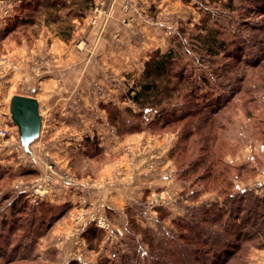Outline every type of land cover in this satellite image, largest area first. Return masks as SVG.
<instances>
[{"label": "rangeland", "instance_id": "obj_1", "mask_svg": "<svg viewBox=\"0 0 264 264\" xmlns=\"http://www.w3.org/2000/svg\"><path fill=\"white\" fill-rule=\"evenodd\" d=\"M231 1L233 10L225 7ZM31 2L33 0H0V128H7L12 132L14 143L18 140L19 132L11 119L12 97L30 94L33 89L38 91L42 78L55 77L47 72L52 65L58 66L54 65L58 61L77 57L81 50L86 49L88 33L99 28L102 35L109 28L113 17L107 7V1H97L85 11L83 19L79 20V27L73 22L75 29L71 39L66 41L58 32L61 25H66L65 22L48 23L45 10H34L33 4L28 6ZM175 2L178 6H175L176 16L173 20L169 17L173 12H168L170 10L167 5L148 11L141 2L128 0L124 3L123 11L126 16L123 19L132 18L133 21L123 23L122 19L121 22L123 25L134 26V44H142L147 39V33L137 29V14L150 12L154 15V11L157 14L165 12L164 16L168 18L160 23L150 22V26L158 27V34L155 45L146 55L147 58L138 55L139 57L134 59L138 62L128 70H104L103 78L96 80L94 86L99 99L95 106H98V114L94 116L91 112L93 117L83 118L88 127L86 126V132L75 135L74 139L77 138L78 143L77 146L73 145L75 148L69 150L68 163L65 161L63 165L58 161L62 159L60 146L64 135H61L60 131H55L53 135L58 141V149L53 147L52 151H47L45 155L42 153V159L37 155L36 158H31L22 150H16L14 146L0 148V234L3 233L4 227L1 225V218L8 214L9 204L15 197L23 196L30 205L49 202L55 206L52 213L48 212L44 216L46 223L54 221L48 230L43 226L37 230L39 234L31 235L29 227L24 225L20 229L15 228L10 236L4 235L5 238L0 240V264H4L9 258L16 260L13 264H118L121 257L133 254V248L139 247L140 242L144 240L143 231L153 230L158 237L168 235V232L175 228L173 221L185 216L189 207L206 205L227 209L233 203L231 197L235 196L246 197L243 205L250 207H257L258 199L264 200V96L254 97L251 93L243 92L247 86L250 88V85L246 86L242 82L245 79V71L250 70L247 66L245 68L244 64L240 63L233 68L234 64L231 65L232 71L229 69L226 74L230 79L218 78L220 88L217 87V92L211 96L209 94L206 98L208 111L220 107L223 109L213 116V119L218 120L216 131H211L207 123L203 125L202 134L204 136L205 133H211V141L208 139V143H205L196 140L198 135L191 136L187 141L192 144L193 140H196V143L201 142L197 144V148L202 145L209 147L207 152L211 154L207 164L198 167L196 173L187 169L189 163L193 162L194 144L187 153L179 151V148L183 147L181 143H184V131L188 133L189 128L198 126L199 116L181 121L173 120L170 116L171 113L176 117L187 109L202 108L201 105L197 107L198 100L195 96L186 98L184 94L194 89V78L200 73L209 75V70H202L206 68L198 63L196 56L192 52L188 53L189 37L203 21L207 20L211 26L221 29L228 42L242 45L239 49L231 45L230 49L243 58V61H255L258 54L253 53L254 49L245 46L244 38L237 33V28L244 29L246 36L253 37L258 32L247 30L248 23L243 21L256 24L261 19L251 13L250 0ZM101 3L105 15L94 25L92 12L96 5ZM126 7L129 9H125ZM58 15L68 19L65 9H61ZM104 21L106 25L102 29ZM84 24L85 39L82 38V32L77 33ZM61 41L69 44V49L61 54L62 56L51 49ZM177 41L186 45L182 48L183 52L181 51L184 57L181 63L185 66L189 81L183 83H189L190 86L163 106L167 119L171 120L163 127L160 120L155 121L156 112L142 111L131 101V95L140 80L145 61L156 50L166 52L172 47H177ZM240 49H243V52L240 53ZM75 60L78 59L74 58ZM225 63L223 60L219 65ZM61 66L63 67L62 64L58 67ZM73 73L70 75L72 80L78 76L82 77L78 70ZM241 87L245 88L236 95ZM260 91L264 94V89ZM212 99L216 100L214 104ZM46 114L44 131L49 129L51 118L53 119H47L50 116L49 110H46ZM57 116L59 121L62 120ZM76 117L66 119L68 126H83L81 119ZM88 128L91 131H88ZM96 128L101 132L98 133ZM214 136L217 137L215 142ZM86 138H90V143L95 141L96 144L86 145ZM40 141L41 139L35 144ZM213 157L219 161L214 172L208 173L206 168L210 166ZM66 173L75 181H64L62 178ZM48 176L54 179L48 186L51 193L44 198L38 196L35 189L39 184L44 187ZM123 191L132 195L131 202L125 213L116 214L104 194ZM137 193L139 198H136ZM83 194L91 198L96 211L100 205L106 207L113 225L112 232L97 228L92 221L78 219L81 214L78 199ZM248 197L252 202L247 201ZM68 206L70 208L66 213L61 214L63 207ZM129 208L132 213H128ZM25 217L26 215L22 219ZM8 219V223L13 222L9 217ZM130 221H134L135 226L139 228H134ZM92 228H96V233L100 236L90 238ZM80 236L86 241L84 247L77 245ZM143 244L147 249L146 243H142V246ZM248 249L247 264H264L263 238L256 240Z\"/></svg>", "mask_w": 264, "mask_h": 264}, {"label": "trees", "instance_id": "obj_2", "mask_svg": "<svg viewBox=\"0 0 264 264\" xmlns=\"http://www.w3.org/2000/svg\"><path fill=\"white\" fill-rule=\"evenodd\" d=\"M33 2L29 3L28 6L31 7L33 4L35 6L34 10L38 8L41 9V12L45 10L48 23L56 24L58 22L63 24L65 22L66 25L62 26L60 24L61 28L58 32L66 41L71 39L75 29L73 19L83 18L85 11L92 5V0H33ZM250 3L251 13H255L257 17H260L261 21H255L256 24L248 21L243 22L248 23L249 28L247 27V30L250 29L258 33L253 37L246 36L244 29L240 28H237V33L244 38L243 43L245 46L254 49L253 53L258 54V59L255 61L254 59L243 61V58L238 56L233 49H230V46L235 43L228 42L224 38V32L211 26L207 20H204L195 32L190 33L188 47L190 52L188 53L192 52L196 56L198 63L206 68L202 70H209V75L200 73L195 77L194 82L196 85L194 89L190 93H185L184 97L195 96L198 100L197 107L201 105L203 109H187L176 117H174V113L170 114L174 118L173 120L179 121L188 117L199 116V125L189 128L188 133L184 131L185 134L182 137L184 143H181L183 147L179 148V151L182 150L187 153L194 144L192 148L194 149V151L192 150L193 162H190L187 167L189 171L193 170L196 173L198 167L207 164L211 155L207 152L209 147L202 145L197 148V144L203 141L208 143V139L212 140L211 133H205L204 136L202 134L205 123L211 131H216L218 127V120L213 119V116L223 108L208 111L209 104L206 101L209 94L211 96V94L217 92V87L220 88L221 83H219L218 78L230 79L226 75L229 69L232 71L230 66L234 64L233 68H236L237 64L243 63L245 68L247 66L250 69L245 71V79L242 80L246 86L250 85V88L247 86V89H244L243 92L251 93L254 97L263 98L262 96H264L263 91H260L264 89V0H250ZM225 7L233 10V2L227 3ZM61 9L67 11L69 20L58 15ZM41 12L39 11V13ZM259 35H261V38H259ZM177 42V47H172L166 52L156 50L145 61L140 80L136 84V88L133 89L134 94L131 95V101L142 111L154 110L157 114L155 121L159 122L160 120L163 127L171 121L167 119V115L164 113L165 110L162 109L163 106L169 101H173L175 96L184 93L186 88L190 86L189 83H183L189 81L185 74V66L183 67L181 63L184 58L182 48L186 45L182 41ZM234 46L239 49L242 45L237 44ZM241 52H243V49H240ZM223 60L226 63L219 65ZM243 88L245 87L237 90L236 95ZM214 102L216 100L212 99L213 104ZM204 111L206 112L204 113ZM109 112L111 111L109 110ZM215 134L217 133L215 132ZM194 135H198L196 140L201 142L196 143V140H193V144L191 142L187 143L188 139ZM213 138L215 142L217 137L214 136ZM85 144L91 145L96 144V142L90 143V138H86ZM210 161V166L206 168L208 173L214 172L216 163L219 160L213 157ZM245 198L231 197L233 203L227 209L217 206L206 207V205L187 208L185 216L173 221L175 228L171 229L168 235L158 237L153 230L143 231L144 240L140 242L139 247H132L133 254L121 257L118 264H247L248 247L256 240L264 239V200L258 199L257 207H250L249 205H243ZM247 201L250 203L252 199L248 197ZM53 208L55 206L49 202L30 205L23 196L15 197L9 204L8 214L1 218V225H4V227H2L3 233L0 234V240L5 238L4 235L10 236L15 228L20 229L24 225L29 227L31 235H37V230L43 226L47 227L48 230L53 226L54 221L46 223L44 216L48 212L52 213ZM69 208L70 206L63 207L61 214L66 213ZM128 213H132L130 208ZM243 213L244 215H242ZM24 215L26 217L22 219ZM8 217L13 220L12 223H8ZM130 224L134 228H139L135 226L134 221H130ZM95 235L100 236L99 233H96V228H92L90 238ZM90 238L88 237V239ZM144 242L148 250L144 247V244L142 246ZM52 254L55 255L54 252ZM15 261V259L9 258L3 263L13 264Z\"/></svg>", "mask_w": 264, "mask_h": 264}, {"label": "crops", "instance_id": "obj_3", "mask_svg": "<svg viewBox=\"0 0 264 264\" xmlns=\"http://www.w3.org/2000/svg\"><path fill=\"white\" fill-rule=\"evenodd\" d=\"M97 1L99 0H92V4L96 3ZM106 1L108 9L113 15L107 31H104L101 35V31L98 28L88 33V38L85 45L86 49L82 48V53L79 52L77 57L73 56L70 57L67 61H58L57 64H54L58 66L62 64L63 67L52 65V67L47 70V72L48 74L55 77L51 78L49 76L50 78H42L38 91L33 89L32 93L24 95L34 97L38 100L40 104V114L43 117L41 134L36 140H34V142L30 146V148L32 149L30 154L34 157L37 155V157L42 159V153H44L45 155L47 151H52L53 147H55V149H58L56 147L58 141L57 139L53 138V135L55 131H60V134L64 135L62 136L63 139L60 146L62 151L60 155L62 159H59L58 161L63 165L65 161H67V163L69 162V150L75 148L73 145L76 144L75 146H77L78 143V139H74L75 135L78 133L81 134L83 132H86L85 129L88 127V123L84 124L85 121L83 120V118L91 116L92 113L94 114V116L98 114V106H95L97 100L99 99L98 91L94 86L96 80L103 78L104 70H123L126 68L128 70L129 68H131V65H135V63L138 62L134 60L135 58L137 59V57H139L138 55L147 58L146 55L150 48L155 45V40L157 38L156 35L158 34V27L155 28L154 26H150V22L152 21L153 23H160L163 22L166 17L168 18V16H164L165 12H160L157 14V12L154 11V15H151L150 12H147L146 14L140 12L139 14H137V29H142L143 31H145L147 33V39L142 44H137L136 42V44H134V26L123 25L121 22L122 19L126 16L123 11V5L128 0ZM131 1H135V3L141 2L144 7L148 8V11L151 8V11H153V9H159L167 5V9L170 10L168 12H173L171 15H169V17H172L171 19L173 20L174 16H176L174 13L176 11L175 6L178 5L175 4L177 3L175 2V0ZM79 20L80 18L73 19V22L77 24V27H79ZM85 27L86 26L84 24L81 30H78L77 32L78 34H80V32L83 33L82 38L85 37ZM117 45H121L122 47H118ZM51 49L55 53L63 55L64 52L69 49V44L61 41ZM90 53L91 55H89ZM74 58L78 60L74 61ZM77 70L79 71V75L80 73L82 74V77L78 76L77 78L72 80L70 75L73 72H77ZM58 75H60V77ZM34 84L37 85V83ZM90 107H92L93 109L91 110ZM46 110L50 111V116L47 117V119L50 117H53V119L51 118L49 129L47 131H44V117H46L47 115ZM57 115H59L63 121H59ZM71 117L80 118L83 126L78 128L68 126V120L66 119H69ZM92 125H94V127L96 126L93 122ZM95 130H98V133L101 132L99 128H96ZM88 131L91 130L88 128ZM50 138L52 141H50ZM40 139L41 141L39 142V144H35ZM138 193L136 194V198H139ZM104 196L109 200L111 206L113 207L112 209L114 212H116V214L125 213L126 208H128V205L130 204L132 198V195H128L126 191L120 193L116 192L114 194L107 193L104 194ZM68 198L70 199L71 196H68Z\"/></svg>", "mask_w": 264, "mask_h": 264}, {"label": "built area", "instance_id": "obj_4", "mask_svg": "<svg viewBox=\"0 0 264 264\" xmlns=\"http://www.w3.org/2000/svg\"><path fill=\"white\" fill-rule=\"evenodd\" d=\"M102 6L103 3L96 5V7L93 9L92 12V22L94 25L98 24V22L100 21V18L102 15H105V13L102 10ZM125 9H129V8H125ZM106 21V20H105ZM104 21V25L102 24V29L105 28V22ZM133 21V19H123V23H131ZM12 119V118H11ZM13 121V120H12ZM19 132V131H18ZM13 146L16 148V150L18 151H23L26 154H28L31 158H33L34 156L27 153L22 145L21 139H20V135H18V140H13V136H12V132L9 129H5V128H0V148H10ZM35 158V157H34ZM51 168V166H50ZM53 177L48 176L47 180L44 183V187L42 184H39L38 187H36L35 189V193H37L38 196L44 197L46 198L51 192H49V185L50 183L53 181ZM64 181H72L74 178H72L69 174H64L63 178ZM75 181V179L73 180ZM79 200V206H80V213L78 217V219H82L84 221H92L94 224H96L97 228L105 231V232H112L113 230V225L111 223V220L109 219V216L107 214V209L104 205H100L98 211H96V209L93 206V202L91 201V198L88 197V195L83 194L80 196ZM92 206V207H91ZM83 221V222H84ZM81 238L78 240L77 245L79 247H84L86 245V241L85 239H83L82 236H80Z\"/></svg>", "mask_w": 264, "mask_h": 264}, {"label": "water", "instance_id": "obj_5", "mask_svg": "<svg viewBox=\"0 0 264 264\" xmlns=\"http://www.w3.org/2000/svg\"><path fill=\"white\" fill-rule=\"evenodd\" d=\"M10 114L18 127L22 145L27 153L30 146L42 131L43 117L40 114V104L34 97L14 95L10 103Z\"/></svg>", "mask_w": 264, "mask_h": 264}]
</instances>
